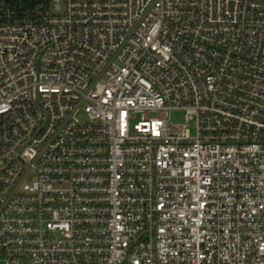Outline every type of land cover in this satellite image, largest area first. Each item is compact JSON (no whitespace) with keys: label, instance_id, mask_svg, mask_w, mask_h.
I'll list each match as a JSON object with an SVG mask.
<instances>
[{"label":"built area","instance_id":"1","mask_svg":"<svg viewBox=\"0 0 264 264\" xmlns=\"http://www.w3.org/2000/svg\"><path fill=\"white\" fill-rule=\"evenodd\" d=\"M0 264H264V0H0Z\"/></svg>","mask_w":264,"mask_h":264},{"label":"trees","instance_id":"2","mask_svg":"<svg viewBox=\"0 0 264 264\" xmlns=\"http://www.w3.org/2000/svg\"><path fill=\"white\" fill-rule=\"evenodd\" d=\"M21 8H29L38 5L41 0H9Z\"/></svg>","mask_w":264,"mask_h":264},{"label":"rangeland","instance_id":"3","mask_svg":"<svg viewBox=\"0 0 264 264\" xmlns=\"http://www.w3.org/2000/svg\"><path fill=\"white\" fill-rule=\"evenodd\" d=\"M171 117L173 120H176V121H183L184 120V116H183V113L181 112H172L171 113Z\"/></svg>","mask_w":264,"mask_h":264}]
</instances>
